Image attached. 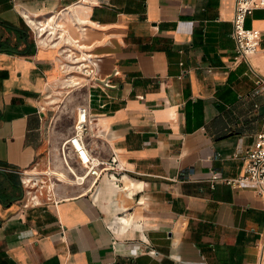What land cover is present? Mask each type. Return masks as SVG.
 <instances>
[{"label": "crops", "instance_id": "0c3cea01", "mask_svg": "<svg viewBox=\"0 0 264 264\" xmlns=\"http://www.w3.org/2000/svg\"><path fill=\"white\" fill-rule=\"evenodd\" d=\"M234 2L0 0V264H259L264 193L208 181L239 177L264 132V8L245 21L260 50L241 60ZM73 52L109 86L62 96ZM82 105L89 152L124 171L116 184L58 183L57 204L24 207L20 172L70 177L61 148ZM67 160L83 172L70 147Z\"/></svg>", "mask_w": 264, "mask_h": 264}, {"label": "built area", "instance_id": "2783aa9c", "mask_svg": "<svg viewBox=\"0 0 264 264\" xmlns=\"http://www.w3.org/2000/svg\"><path fill=\"white\" fill-rule=\"evenodd\" d=\"M257 8H264V0H235L234 2L232 37L236 45L237 59L248 61L252 55L260 50L261 33L257 30L245 27L247 17ZM37 34L42 41L45 40V44L51 40V36L48 37L51 34L50 31L46 30L45 32H42L37 29ZM68 56V64L78 65L71 66L65 63L62 66V70L67 73L65 67L74 69L67 71L68 73L77 71L82 75L84 81L82 84L76 82L74 85L81 86L85 83L95 85L100 83L105 87L109 86L108 80H98L94 77L95 67L90 64L88 58L82 56L72 57L71 53L66 55V57ZM71 57L73 60H70ZM65 80L66 82H72L70 79ZM256 84L258 87L264 89V75L257 76ZM89 124V107L87 105H82L77 109V120L74 126V134L62 144L61 148L62 157L68 168L70 177H67L65 174H63L64 177H62L57 172L50 170V166H48L43 172H20L25 196L24 207L39 206L43 203L57 204L59 202L56 190L58 183L73 182L83 185L88 178H93L92 185H94L96 181L103 176H107L113 184L117 183V176L124 171V168L120 165L116 155H113L107 160H100L89 152L84 142V136L90 130ZM69 147L79 160V163L83 168L82 173L77 172L68 163L67 148ZM243 159V172L239 177L223 179L215 173L208 179L210 186L214 187L218 182H223L233 187L241 186L245 183H251L258 188L260 193H264V132L256 136L252 148L246 152ZM259 264H264V255L261 257Z\"/></svg>", "mask_w": 264, "mask_h": 264}, {"label": "rangeland", "instance_id": "374dc122", "mask_svg": "<svg viewBox=\"0 0 264 264\" xmlns=\"http://www.w3.org/2000/svg\"><path fill=\"white\" fill-rule=\"evenodd\" d=\"M71 54H72V57H77V54H75V52H73ZM72 57L70 60H73ZM65 63H67V62H65ZM68 65L76 66L78 64H68ZM65 70L67 73H65L63 79H70L72 82H65L64 83L65 87L59 89L58 91L62 92V96L67 97L68 95H66V92L69 91L70 89H72L73 87L78 86V85H74V83L79 82L82 84L84 81L82 79L83 78L82 75L80 73H78L77 71H72V73H68V71H67V70H74V69H70L68 67L67 68L65 67ZM72 77L74 79H71ZM83 93L84 92L82 90L76 91V94L73 97L70 96L71 97L70 100H73V101H71V103H68L66 100H64L63 105H61V107L59 109L62 112L61 126L59 128V132H61V130H66V128L70 126L69 112H70L73 105H78V103H80L82 101ZM62 96L60 97V99L63 98Z\"/></svg>", "mask_w": 264, "mask_h": 264}, {"label": "bare ground", "instance_id": "6f19581e", "mask_svg": "<svg viewBox=\"0 0 264 264\" xmlns=\"http://www.w3.org/2000/svg\"><path fill=\"white\" fill-rule=\"evenodd\" d=\"M29 21H30V23L31 24H33L34 26H37V23H36V21L34 20V19H30L29 18ZM46 26V25H45ZM45 26H41V27H39V30H41V31H46V27Z\"/></svg>", "mask_w": 264, "mask_h": 264}]
</instances>
